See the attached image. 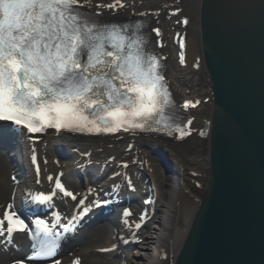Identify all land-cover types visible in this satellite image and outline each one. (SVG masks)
<instances>
[{"label": "bare ground", "instance_id": "bare-ground-1", "mask_svg": "<svg viewBox=\"0 0 264 264\" xmlns=\"http://www.w3.org/2000/svg\"><path fill=\"white\" fill-rule=\"evenodd\" d=\"M154 1L160 5H164L165 2L164 0ZM184 2L188 4V13H184L185 18L183 17L182 20L184 27L177 25L173 14L165 16L154 11L149 12L137 0H79L76 5L82 18L88 19L92 15L94 19L89 20H96L95 22L99 24L102 23L100 21L105 20L104 18L116 16L144 20L145 30L150 36L149 43L163 60L162 68L165 75L172 80L170 90L174 94V105L181 113V128L188 133L180 137L179 133L174 131V136L167 138L168 143L178 155L180 174L169 178V188L163 192H160V182L154 179L144 180L141 175H135L150 169L146 151L138 144L145 133L138 130L136 132L120 130L116 133L75 134L67 130L58 132L54 128H48L41 133H29L26 129L7 122L12 134L16 136L13 137L8 129L3 132L4 122H0V133L8 131L7 134H10V143L0 140V219L3 217V211L12 204L17 214L29 225V230L37 226L35 224L37 219H43L54 228L55 232L59 233L58 242H60V252L57 256L35 258L33 246L38 248L40 245L35 240L29 239V230L15 233L11 242L5 235L0 237V264H15L16 261H22L23 264H55V261H59L60 264H73V261L77 259L79 264H158L164 255V248L170 234L173 235L171 238L173 262L190 228L196 209L195 206L191 208L185 206L182 220L179 222L177 202L184 188V179L197 183L198 177L202 175V157L207 155L208 136L200 137L195 132L200 119L205 116V113L211 111L210 103L203 109L194 107L195 100L187 95L189 89L179 90L173 84L176 78L180 84L186 83L188 74L184 70L187 67L195 72L205 69L203 54L201 55L199 15L202 0H185ZM184 2L180 1L178 4ZM174 26L176 28L171 31ZM167 27L169 38L165 32ZM181 39L191 62L186 61L185 53L180 46ZM183 53L184 57L181 60ZM193 61H198L200 67L190 66ZM206 95L202 93L197 96L198 100L203 101ZM185 102H190L187 108L184 107ZM147 134L150 136L155 132ZM72 136L80 138L81 150L72 152L67 159H64L63 155L57 156L56 152L63 154L65 153L63 151L69 149L65 141ZM126 140L135 144L136 149L133 152L124 149L125 147L120 149L121 145H126L124 144ZM11 144L16 145V148H10ZM34 156L35 162H33ZM93 158L104 164V169H94L92 164L82 166ZM49 176L53 177V180L50 181ZM56 177L60 178L66 190L71 191L76 199L73 200L57 192L48 202L52 208L46 213L37 211L28 215L21 213L20 207H24L25 199L29 194L34 196L51 194ZM126 177L129 178L128 184H126ZM97 181L101 182L96 188ZM83 182L84 186H82ZM115 186L117 189H114ZM109 191L110 194H115V191L121 192L124 198L130 199L142 195L139 201L119 207L116 210L117 213H112L113 208L110 209L109 218L105 219L103 213L98 214L103 205L98 208L96 206ZM81 199L84 200L83 205H80ZM85 207L89 211L80 216L79 213ZM156 210L159 217L154 224L151 237L148 238L143 236L142 231L144 226L152 221ZM125 211L130 215H125ZM54 213L60 215L59 224H54ZM73 216L76 217L75 220ZM69 221L76 227L77 232L72 235L62 234L61 225H67ZM137 224L140 225L139 228L136 227ZM132 238H140L139 249L130 253L129 257L126 255L122 257L120 249Z\"/></svg>", "mask_w": 264, "mask_h": 264}, {"label": "snow or ice", "instance_id": "snow-or-ice-1", "mask_svg": "<svg viewBox=\"0 0 264 264\" xmlns=\"http://www.w3.org/2000/svg\"><path fill=\"white\" fill-rule=\"evenodd\" d=\"M78 3L0 0V121L11 122L29 133L54 128L58 132L88 134L165 131L171 127L167 122L172 121L180 137L188 135L176 123L178 115H168L174 105L158 71L157 58L146 56L142 40L134 38L135 33L123 34L127 28L82 18ZM180 46L184 47L182 39ZM81 53L86 56L83 61ZM189 103L185 102L184 107ZM162 121L166 127L153 126ZM57 192L76 199L59 177L51 194L36 195L34 199L49 202ZM88 211L85 207L79 215ZM124 214L130 215L127 211ZM53 215L54 224H59V213ZM35 224L46 242L38 248L33 246V256H54L59 233L43 219ZM61 227L68 232L74 225L69 221ZM28 230L29 225L9 204L0 219V237L6 235L11 242L15 233ZM73 264H79V260Z\"/></svg>", "mask_w": 264, "mask_h": 264}, {"label": "water", "instance_id": "water-1", "mask_svg": "<svg viewBox=\"0 0 264 264\" xmlns=\"http://www.w3.org/2000/svg\"><path fill=\"white\" fill-rule=\"evenodd\" d=\"M202 1L213 94L208 173L174 264H264V0ZM152 154L172 168L164 147Z\"/></svg>", "mask_w": 264, "mask_h": 264}, {"label": "rangeland", "instance_id": "rangeland-1", "mask_svg": "<svg viewBox=\"0 0 264 264\" xmlns=\"http://www.w3.org/2000/svg\"><path fill=\"white\" fill-rule=\"evenodd\" d=\"M140 1V3L143 5V7L147 8L150 11H154L157 14H163V15H172L175 16L174 19H176L177 25L179 27L183 26L182 24V20L183 17L185 18L184 13H188V4L186 2H184L185 0H164V5H160L158 4L156 1L154 0H137ZM180 1L184 2L182 4H178L180 3ZM167 3V4H166ZM133 12H136V10H133ZM137 14V13H134ZM180 14V16H179ZM187 15V14H186ZM126 16V15H124ZM179 16V17H178ZM99 17H103V16H99ZM116 17H122V16H116ZM182 17V19H180ZM176 25V26H177ZM176 26H174L171 31L174 30V28H176ZM184 27V26H183ZM168 27L165 29V32L168 35L169 38V31L167 30ZM181 32V31H179ZM182 71V70H181ZM187 71L186 73L188 74V80H186V85H182L180 84L179 80L175 79V83L173 82L174 86H176V88L180 89H189L187 91V95L189 97H191L192 100H195L193 103L194 107L196 108H200L203 109L206 105H209V103L211 102V94H210V83L208 80V73L205 69L203 70H198L197 72H195L194 70L190 69V68H186ZM165 80L167 82H172V80L168 79L166 76H164ZM171 84V83H170ZM171 87V86H170ZM202 93L207 94L206 98L201 101L198 100L197 96H200ZM202 103H201V102ZM198 102V103H197ZM205 113V112H204ZM208 113H205V115H207ZM164 140V141H162ZM67 143V147L69 149H67L66 151H63L65 153H57L56 150V154L57 156L59 155H63L61 157H63L64 159H67L68 156L73 152L76 153L79 150H81L82 146H81V140L80 138H76L75 136H72L70 138H68V141H65ZM123 144V143H122ZM126 144L125 146L121 145L122 147L120 148L121 150L127 149L131 152H133L135 148V144L133 145L131 141L126 140ZM139 146L141 148H143L146 152V159L148 160V162L150 163V169H146L142 172H138V174L135 173V175H141L142 178L144 180H149V179H154L158 182H160V192H163L165 189L169 188V178L171 176H175L176 174H180V162L178 160V155L174 152V150L172 149V147L169 145V143H167L166 139H158L157 137H155L154 135L150 134V136L148 134H143V138L142 141H140V143H138ZM133 145V146H132ZM162 146L164 147L165 150H167L169 152L170 158L172 159V163L173 166L170 170H164V168L162 167V165L160 164V161L158 159V157L154 156L152 154V150L156 147ZM209 149V147L207 148V150ZM60 158V159H63ZM203 160V166H202V175L200 177H198L199 181L197 183H195L193 180H189L187 178L184 179V188L182 189V192L180 193V197L179 200L177 202V220L180 222L182 220V216H183V209L185 206H189V208L197 207V200H199V198L202 195L203 192V183L205 182L206 176H207V171H208V159H207V155L202 157ZM92 164L94 169H104V164H102L99 160L93 158L89 160V162L84 163L82 166L84 165H89ZM206 170V171H205ZM132 174V173H130ZM144 175V176H143ZM128 176V175H127ZM129 180V178H128ZM127 180V183H128ZM97 188V187H96ZM142 194H140L141 196ZM159 217V213L155 212L154 218L152 219V221H150L146 226H144V231H142L143 236L146 237H151V233L154 229V224L157 221ZM74 234V233H73ZM172 234L169 235V238L166 241V246L164 248V252H167V256L164 254L160 260L158 264H171L172 262V249H171V238H172ZM139 241H136L132 238L130 239L129 243L127 242L122 249H120L122 251V257H124L125 255L127 257H129L130 253H132L134 250L139 249V244L141 243ZM60 249V248H59ZM60 251V250H59ZM128 254V255H127Z\"/></svg>", "mask_w": 264, "mask_h": 264}]
</instances>
